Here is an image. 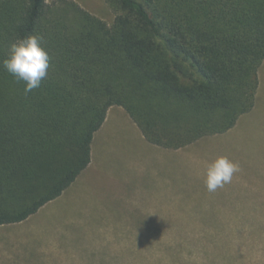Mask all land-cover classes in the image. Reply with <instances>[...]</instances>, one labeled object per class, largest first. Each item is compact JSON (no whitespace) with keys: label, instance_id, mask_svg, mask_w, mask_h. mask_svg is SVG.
<instances>
[{"label":"trees","instance_id":"16d2710c","mask_svg":"<svg viewBox=\"0 0 264 264\" xmlns=\"http://www.w3.org/2000/svg\"><path fill=\"white\" fill-rule=\"evenodd\" d=\"M104 1L111 24L72 0H0V61L29 34L51 58L27 94L0 63V225L75 183L111 106L176 149L225 133L255 104L264 0Z\"/></svg>","mask_w":264,"mask_h":264},{"label":"rangeland","instance_id":"374dc122","mask_svg":"<svg viewBox=\"0 0 264 264\" xmlns=\"http://www.w3.org/2000/svg\"><path fill=\"white\" fill-rule=\"evenodd\" d=\"M72 1L114 19L104 0ZM258 74L250 112L176 149L149 143L111 106L75 183L23 221L0 225V264H264V61ZM218 156L240 171L209 192L206 166Z\"/></svg>","mask_w":264,"mask_h":264},{"label":"clouds","instance_id":"9594fccd","mask_svg":"<svg viewBox=\"0 0 264 264\" xmlns=\"http://www.w3.org/2000/svg\"><path fill=\"white\" fill-rule=\"evenodd\" d=\"M50 60L49 51L43 45V37L29 34L13 42L7 56L0 63L16 80L24 82L27 94L41 86L48 75ZM239 171L237 162L227 156L216 157L206 166L207 190L215 192L218 188H223L232 182L234 174Z\"/></svg>","mask_w":264,"mask_h":264},{"label":"crops","instance_id":"0c3cea01","mask_svg":"<svg viewBox=\"0 0 264 264\" xmlns=\"http://www.w3.org/2000/svg\"><path fill=\"white\" fill-rule=\"evenodd\" d=\"M101 127H102V125H101ZM100 127V128H101ZM100 128H99V130H100ZM98 131V130H97ZM96 131V132H97ZM95 132V133H96ZM142 134V133H141ZM134 136H135V134H133ZM133 139H135V137H133ZM139 143H141L140 141H138ZM138 142H136V141H133V144H131V143H129V144H131V145H135V144H137ZM129 144H127L124 148H126V149H128V150H130V145ZM142 144V143H141ZM143 145V144H142ZM144 145H145V143H144ZM169 149H171V148H169ZM78 178V177H77Z\"/></svg>","mask_w":264,"mask_h":264}]
</instances>
